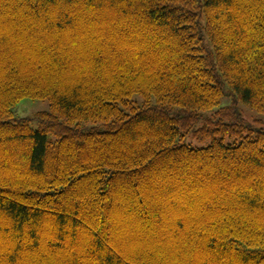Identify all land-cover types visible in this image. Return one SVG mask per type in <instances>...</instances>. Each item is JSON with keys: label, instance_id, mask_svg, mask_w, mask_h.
Masks as SVG:
<instances>
[{"label": "trees", "instance_id": "trees-1", "mask_svg": "<svg viewBox=\"0 0 264 264\" xmlns=\"http://www.w3.org/2000/svg\"><path fill=\"white\" fill-rule=\"evenodd\" d=\"M242 104L264 0H0V264H264Z\"/></svg>", "mask_w": 264, "mask_h": 264}, {"label": "rangeland", "instance_id": "rangeland-1", "mask_svg": "<svg viewBox=\"0 0 264 264\" xmlns=\"http://www.w3.org/2000/svg\"><path fill=\"white\" fill-rule=\"evenodd\" d=\"M229 102V98L225 99V103ZM49 104L47 101L43 100H23L16 108L17 114L20 116H29L38 110H43L48 108ZM240 110L244 117H246L251 122L254 120H259L264 124V113H258L254 109L242 104ZM196 142V141H194Z\"/></svg>", "mask_w": 264, "mask_h": 264}]
</instances>
